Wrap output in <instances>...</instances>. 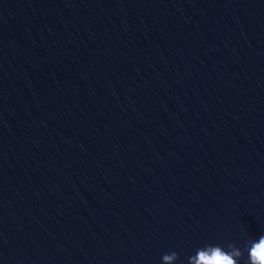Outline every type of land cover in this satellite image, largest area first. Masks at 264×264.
Segmentation results:
<instances>
[{
	"label": "water",
	"instance_id": "water-1",
	"mask_svg": "<svg viewBox=\"0 0 264 264\" xmlns=\"http://www.w3.org/2000/svg\"><path fill=\"white\" fill-rule=\"evenodd\" d=\"M261 237L264 0H0V264Z\"/></svg>",
	"mask_w": 264,
	"mask_h": 264
},
{
	"label": "clouds",
	"instance_id": "clouds-1",
	"mask_svg": "<svg viewBox=\"0 0 264 264\" xmlns=\"http://www.w3.org/2000/svg\"><path fill=\"white\" fill-rule=\"evenodd\" d=\"M245 247L249 255L248 264H264V257L258 254V250L264 247V237H261L258 243ZM227 248L225 251L219 245H207L197 249L196 253L189 257L188 264H239L243 252L235 244H228ZM178 259V253L170 251L162 255L161 264H176Z\"/></svg>",
	"mask_w": 264,
	"mask_h": 264
},
{
	"label": "snow or ice",
	"instance_id": "snow-or-ice-1",
	"mask_svg": "<svg viewBox=\"0 0 264 264\" xmlns=\"http://www.w3.org/2000/svg\"><path fill=\"white\" fill-rule=\"evenodd\" d=\"M258 254L264 257V247L258 250Z\"/></svg>",
	"mask_w": 264,
	"mask_h": 264
}]
</instances>
